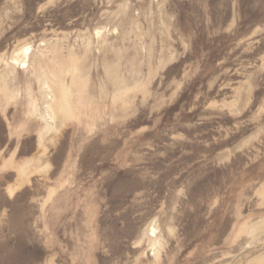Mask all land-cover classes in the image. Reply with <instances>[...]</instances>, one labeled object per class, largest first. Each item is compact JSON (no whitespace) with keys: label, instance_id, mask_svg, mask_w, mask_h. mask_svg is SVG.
Returning <instances> with one entry per match:
<instances>
[{"label":"rangeland","instance_id":"374dc122","mask_svg":"<svg viewBox=\"0 0 264 264\" xmlns=\"http://www.w3.org/2000/svg\"><path fill=\"white\" fill-rule=\"evenodd\" d=\"M0 264H264V0H0Z\"/></svg>","mask_w":264,"mask_h":264},{"label":"bare ground","instance_id":"6f19581e","mask_svg":"<svg viewBox=\"0 0 264 264\" xmlns=\"http://www.w3.org/2000/svg\"><path fill=\"white\" fill-rule=\"evenodd\" d=\"M28 52H29V51L27 50L26 53L28 54Z\"/></svg>","mask_w":264,"mask_h":264}]
</instances>
